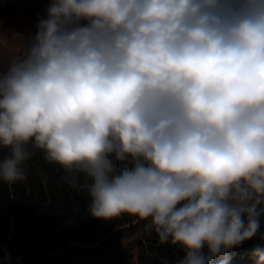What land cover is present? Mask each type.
<instances>
[{
  "label": "clouds",
  "instance_id": "obj_1",
  "mask_svg": "<svg viewBox=\"0 0 264 264\" xmlns=\"http://www.w3.org/2000/svg\"><path fill=\"white\" fill-rule=\"evenodd\" d=\"M35 28L0 62V183L42 151L93 217L227 264L264 216V0H49Z\"/></svg>",
  "mask_w": 264,
  "mask_h": 264
},
{
  "label": "trees",
  "instance_id": "obj_2",
  "mask_svg": "<svg viewBox=\"0 0 264 264\" xmlns=\"http://www.w3.org/2000/svg\"><path fill=\"white\" fill-rule=\"evenodd\" d=\"M25 169V180L0 183V264H124L118 257L91 262L70 256L107 255L124 233L141 232L136 217L104 220L90 215L87 192L72 187L65 170L48 162L42 151L26 162ZM145 241L150 245L140 264H180L184 257L178 245L158 244L154 233L146 232ZM257 246L264 247V216L258 234L228 252L227 264H255L252 250ZM143 252L140 246L139 258Z\"/></svg>",
  "mask_w": 264,
  "mask_h": 264
},
{
  "label": "rangeland",
  "instance_id": "obj_3",
  "mask_svg": "<svg viewBox=\"0 0 264 264\" xmlns=\"http://www.w3.org/2000/svg\"><path fill=\"white\" fill-rule=\"evenodd\" d=\"M48 7L49 0L47 4L37 0H0V62L6 63L8 57L23 51L26 38L35 32L38 18L46 15ZM129 226H132V224ZM136 227L141 229V232L136 231L134 234L124 233L122 239L112 243L107 255L101 254L97 256L89 254L84 255L85 257H79L78 253H73L70 259L75 256L83 261L90 258L94 260L91 262H96L105 258L110 260L118 257V262L121 261L124 264L126 262L140 264L142 260H145L150 244L145 241L144 222L136 223ZM133 229L136 230L134 227ZM140 246L144 248L142 258L138 257Z\"/></svg>",
  "mask_w": 264,
  "mask_h": 264
}]
</instances>
